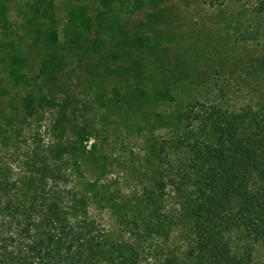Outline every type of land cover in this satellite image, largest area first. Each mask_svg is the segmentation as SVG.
Returning <instances> with one entry per match:
<instances>
[{
  "label": "rangeland",
  "instance_id": "rangeland-1",
  "mask_svg": "<svg viewBox=\"0 0 264 264\" xmlns=\"http://www.w3.org/2000/svg\"><path fill=\"white\" fill-rule=\"evenodd\" d=\"M53 1L52 14L25 18L32 0H0V47L47 41L66 56L48 86L37 62L8 67L0 54V180L22 156L46 157L79 194L96 184L122 202L155 189L165 173L162 206L177 214L172 181L186 159L176 148L182 112L194 101L231 110L261 102L264 46L237 43L214 0ZM67 34L71 42L101 40V57H80ZM111 203L92 206L90 215L119 239ZM190 240L179 224L168 247L184 253ZM255 259L264 262V249Z\"/></svg>",
  "mask_w": 264,
  "mask_h": 264
},
{
  "label": "trees",
  "instance_id": "trees-1",
  "mask_svg": "<svg viewBox=\"0 0 264 264\" xmlns=\"http://www.w3.org/2000/svg\"><path fill=\"white\" fill-rule=\"evenodd\" d=\"M214 3L237 43L264 46V0ZM40 11L52 14L54 1L32 0L23 14ZM66 44L84 59L101 57V40L71 42L67 34ZM51 51L47 41L0 47L8 67L37 62L48 86L52 72L66 67V56ZM179 124L176 148L186 156L172 181L179 214L162 206L165 173L155 189L117 202L96 184L84 195L71 189L66 172L46 157H20L0 180V264H264L255 259L264 249V99L236 110L194 101ZM108 203L119 239L90 215ZM179 224L191 239L184 253L168 247Z\"/></svg>",
  "mask_w": 264,
  "mask_h": 264
}]
</instances>
